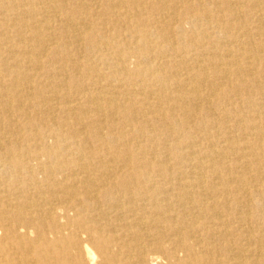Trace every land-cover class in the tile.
<instances>
[{"label": "bare ground", "instance_id": "1", "mask_svg": "<svg viewBox=\"0 0 264 264\" xmlns=\"http://www.w3.org/2000/svg\"><path fill=\"white\" fill-rule=\"evenodd\" d=\"M0 264H264V0H0Z\"/></svg>", "mask_w": 264, "mask_h": 264}]
</instances>
